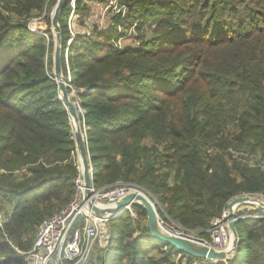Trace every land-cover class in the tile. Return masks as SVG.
<instances>
[{"label":"trees","instance_id":"trees-1","mask_svg":"<svg viewBox=\"0 0 264 264\" xmlns=\"http://www.w3.org/2000/svg\"><path fill=\"white\" fill-rule=\"evenodd\" d=\"M106 1L76 0L75 10L84 18L91 2ZM44 2L0 0V209L9 213L0 229V264H25L12 258L30 248L44 219L69 203L78 175L69 116L53 79L52 44L46 32L32 33L6 14L26 17ZM121 2L129 6L126 27L147 25L143 17L152 9L159 37L114 50L115 17L106 30L67 49L93 186L123 181L153 194L161 189L170 220L208 237L211 220L231 199L264 195V169L228 150L264 159V0ZM68 4L59 15L63 72L68 31L61 17ZM231 124L232 130L225 127ZM213 129L227 131L222 154L207 153ZM131 207L147 216L141 205ZM120 214L108 222L113 229L95 257L99 264H264V219L236 221L239 243L227 260L211 263L180 252L174 260V249L151 238L146 223L141 228L129 210Z\"/></svg>","mask_w":264,"mask_h":264},{"label":"built area","instance_id":"built-area-1","mask_svg":"<svg viewBox=\"0 0 264 264\" xmlns=\"http://www.w3.org/2000/svg\"><path fill=\"white\" fill-rule=\"evenodd\" d=\"M75 2L76 0H69L70 9L66 18L68 31L65 51L66 72L64 75L62 73V76L67 85L69 96L72 95V100L79 106L82 102L78 98L77 90L71 83V70L67 61V49L72 41L77 38H88L93 31L102 32L106 30L108 22L111 23V19L115 17H119V21L115 26V35L112 38L114 50L130 48V46L127 47L123 43V40L127 38L133 40L134 45L131 47L136 48L140 45L141 38L138 36L137 22H133L128 28L124 25L129 8L121 4L119 0H108L101 9L91 12L84 23L78 21L79 19L75 14ZM34 32L37 31L34 30ZM83 114L84 110L81 108V117ZM90 176L93 178L91 165ZM74 186L75 192L69 203L57 213L44 219L36 229L30 248L24 252L17 250V256L12 259L21 260L25 264H97L93 257L95 248L100 249L98 254L101 256L109 240L108 222L114 215L97 214L87 206L84 180L79 163L78 175L74 179ZM91 193L94 204L110 206L128 194H141L143 192L135 184L119 181L100 189L92 186ZM236 208L237 206L234 209L235 221L248 218H264V206H262V214L258 216L253 214L255 212L253 209H251L252 212H249L250 208L248 206L244 209ZM127 210L130 212L131 206L127 207ZM227 215V209L225 208L219 216L211 220L208 237L193 234L191 233L193 232L192 230L183 228L175 222L174 225L176 226L174 227L159 217L157 223L159 229L168 236L186 239L194 244L215 250L226 251L230 249L231 245V232ZM8 216L9 213H7L6 209H0V229H3L4 224L8 221ZM174 253H177V251L174 250ZM178 256L177 253L176 257L178 258Z\"/></svg>","mask_w":264,"mask_h":264},{"label":"water","instance_id":"water-1","mask_svg":"<svg viewBox=\"0 0 264 264\" xmlns=\"http://www.w3.org/2000/svg\"><path fill=\"white\" fill-rule=\"evenodd\" d=\"M65 4V0H57L51 14V26L54 31V45L52 55V73L53 79L58 86V99L65 107L69 116V125L71 128L70 135L75 143L76 158L82 172L84 187H85V199L87 206L97 214H111L114 217L127 210L133 204L141 205L147 215L146 227L148 229L149 236L163 244L171 246L178 253H183L188 256L206 260L208 262H219L227 260L229 255L233 252L237 243H239L238 233L235 225V214L234 209L237 205L244 203H253L255 198L241 195L233 198L226 206L227 209V221L231 232V245L230 249L226 251H219L206 246L194 244L186 239L168 236L164 234L158 227V215L155 210L154 204L147 198L144 193L141 194H128L124 198L118 200L110 206H98L94 204L92 197L91 188L93 186V180L90 176V160L88 156L86 140H85V128L80 119V110L82 103L77 106L73 100L70 99L67 85L63 80L62 69H61V29L59 26V15ZM79 95V93H78ZM264 206V202L260 203Z\"/></svg>","mask_w":264,"mask_h":264},{"label":"rangeland","instance_id":"rangeland-1","mask_svg":"<svg viewBox=\"0 0 264 264\" xmlns=\"http://www.w3.org/2000/svg\"><path fill=\"white\" fill-rule=\"evenodd\" d=\"M121 1H123V0H119V2L121 4L126 5L125 3L121 2ZM127 1L129 2L130 0H127ZM107 2H108V0L104 4H106ZM56 3H57V0H45L44 5H43L44 7H43V9L41 11H38V12L32 11L31 14H29V15L23 14L26 17H19L18 18L17 15L14 12L13 13H11V12L10 13H6L5 12L6 14H9L8 16L12 20H14V21L15 20H19V21L26 22L27 23V26H28V29L32 33H35V34L36 33H38V34H42L43 33L44 34L45 32L47 33L46 34L47 37H45V38L48 39V41L52 44L51 45L52 51L50 53L51 61H52V55H53V45H54V40H55L54 31H53L52 26H51V14H52V10H53L54 6L56 5ZM148 3H149V1L147 2V4ZM89 5H90V11L92 10L91 12H95V11L101 9L102 6H103V5H99L97 3H93V2H91ZM68 6H69V4H68ZM157 6H158V4L154 2L151 7L152 8H155ZM127 7H129V6H127ZM69 9H70V7H69ZM147 9H148V7H147ZM152 12H153L152 9H150L149 12L146 11V14H145V16L143 18L147 22V25H144V27H139L137 29L138 36L141 38L140 42L141 41L143 42L144 40L146 41L149 38H151L152 36H158L159 37V35H158V32H159L158 31V28H157L156 24L153 23V22L157 23V20H159V19H157L156 17H155V19H153V17H151ZM75 14L77 15V18L79 19L78 21L79 22H83V23L90 16L89 14H87V15H85L84 18H80L79 15H78V13L76 12V10H75ZM61 18L63 20L62 22H64V18H65V23H66V18H67L66 14H64V16H62ZM83 23H81V25H83ZM152 24H154V25H152ZM107 25H110V22H108ZM148 25H150V26H148ZM34 30L37 31V32H34ZM63 37H64V40H65L67 38V33H65ZM104 43H106L105 40H104L103 44ZM123 43L127 47L130 46V48H132L131 46L134 45L133 40L132 39L129 40L128 38L125 39V40H123ZM66 44H67V42H66ZM73 44H71V45H73ZM52 68H53V63H52ZM62 73H63V75L65 74V72H63V71H62ZM78 98L80 99L79 95H78ZM70 99L71 100L73 99L72 98V95L70 96ZM173 110H174V108L171 106L169 108V111L172 112ZM225 118H227V117H225ZM229 126H230V128L232 130L233 124L226 125L225 127L227 128ZM207 131H209V126H208ZM210 133H211V136H210L209 143H208L209 144L208 145L209 147L206 149L207 150V153L210 154V155H212L215 152H218L219 154H222L223 153V148L221 147V143H222V140L224 139V136L227 133V131H225V133H224V132H221L218 129H213L212 131H210ZM147 140H149V139H147ZM228 150H229V152L231 154H233L232 155L233 158H236L237 160L241 161L243 164H247L251 168H256L255 166H259V169H261V170L264 169V159L261 158L260 155L255 154V153H248L245 150H232V149H228ZM173 183H174V181L171 180L170 181V185H172ZM104 187H106V186H104ZM138 187L147 196V198L154 204L155 210L157 212L158 217L161 218V219H163L166 223H168L170 225L172 224L175 227L176 225H174V222L169 221L170 220V217L166 214V212L164 210V206L159 201L161 189L159 190V192L156 191V194H153L151 191L147 190L145 187H141V186H138ZM247 196H250V197L255 198V200L253 201V203H244V204H241V205H237V208L236 209H244V208H246L248 206L250 208V211L249 212H252L251 209H253L255 211V212H253V214L255 216L261 215L262 214V212H261L262 205L260 203L261 202H264V195L261 194V193H256V194H248ZM2 204H3V206H5L4 205V202ZM0 207H1V209H3L1 205H0ZM157 209L161 211L160 214H159V212H158ZM55 212L56 211H54L53 213H55ZM130 212H131L130 213L131 218L135 220V223L136 224L139 221L141 223L140 224V227L142 228V226L144 225V223L147 222V216H145V217L144 216H141L139 218V216L137 215V210L133 209V207H131V211ZM119 214H117L116 216H118ZM121 214H122V212H121ZM260 219H264V218H260ZM112 229H113V226L111 224H109L108 232L109 231L111 232ZM208 230L209 229H207L205 231L206 234H208ZM192 231L193 232H191V233H193V234H196V235L198 234L201 237H204L205 236V235L202 234L204 232L201 233V231H199V230H192ZM139 232L140 231H136V233L134 235L135 237H137V239L139 238L138 237L139 236ZM205 237H207V236H205ZM140 240H143V239H140ZM99 251H100V249H98V248L96 249L95 248V252H94V255H93L94 259H95L96 255H97V252H99ZM171 258L174 259V258H177V257L175 256V257H171ZM99 262L100 261H97V264ZM214 263H216V262H214ZM194 264H197V263H194Z\"/></svg>","mask_w":264,"mask_h":264},{"label":"crops","instance_id":"crops-1","mask_svg":"<svg viewBox=\"0 0 264 264\" xmlns=\"http://www.w3.org/2000/svg\"><path fill=\"white\" fill-rule=\"evenodd\" d=\"M7 207H9L10 208V206L8 205ZM207 262V261H206ZM212 263V262H211Z\"/></svg>","mask_w":264,"mask_h":264}]
</instances>
